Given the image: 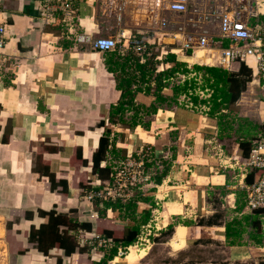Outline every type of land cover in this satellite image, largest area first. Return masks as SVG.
Returning <instances> with one entry per match:
<instances>
[{
  "label": "crops",
  "instance_id": "0c3cea01",
  "mask_svg": "<svg viewBox=\"0 0 264 264\" xmlns=\"http://www.w3.org/2000/svg\"><path fill=\"white\" fill-rule=\"evenodd\" d=\"M0 5V23L6 25L8 37L0 52V264H252L264 259V246L253 244L248 233L242 244L227 240V221L252 211L247 206L237 211L234 176L219 169L206 151V140L218 132L216 118L177 106L171 101L174 88L161 90L163 103L156 93L158 73L175 65L167 59L170 53L187 68L240 69L241 61L220 63L226 39L221 24L227 8L246 9L248 0H189V9L180 14L185 18L183 30L182 26L170 29L172 20L165 14L179 13L170 12L158 0H74V34L59 18L45 22L42 0H0ZM209 9H216V14ZM219 17L220 32L210 33L208 25ZM123 33L127 44L134 35L154 44L159 66L152 60L145 78L139 65L146 62L139 57L94 46L99 37L121 39ZM77 34L86 39L79 41ZM201 37L208 40L204 47L196 52L185 48L188 38L196 43ZM201 53L204 58L196 59ZM244 62L252 70L255 67ZM131 78L133 99L126 98L125 108L114 111L123 101L118 86ZM263 82L253 79L242 95ZM236 104L242 105L241 98ZM253 113L242 106L238 115L261 124L264 116L257 122ZM106 125L110 144L102 167L114 168L145 146L154 150L156 161L149 166L152 180L133 196L137 217L145 210L152 212L157 185L164 184L165 190L160 235L153 236L144 250L112 258H108L111 249L93 245L102 235L98 229L125 232L131 217L106 209L99 198H88L90 189H100L109 181L93 172ZM233 145L232 154L242 158L238 144L233 141ZM48 171L55 174L54 183ZM87 184L90 187L83 186ZM40 210L92 223L91 231L70 232L86 249L78 247L68 254L55 244L48 253L40 250L30 240L33 227L40 229L48 222ZM100 211L106 212L105 218Z\"/></svg>",
  "mask_w": 264,
  "mask_h": 264
},
{
  "label": "built area",
  "instance_id": "2783aa9c",
  "mask_svg": "<svg viewBox=\"0 0 264 264\" xmlns=\"http://www.w3.org/2000/svg\"><path fill=\"white\" fill-rule=\"evenodd\" d=\"M165 2L167 10L172 13L183 14L189 9V0H158ZM249 7L246 9H235L233 14L222 17V33L225 38L231 40L228 48L223 49L220 57L222 65H231L234 61H254L255 67L253 74H259V79L264 80V20H260L261 0H248ZM42 17L46 23L60 19L63 25L68 28L70 34L76 32V9L74 0H42ZM1 10V5H0ZM251 14V16L248 14ZM264 14V12H263ZM251 19V22L249 21ZM167 22H163V25ZM7 27L0 23V52L5 49L8 43ZM183 30V27L181 28ZM79 41L86 39L84 34H77ZM125 34L121 39L113 37H99L94 41V46L103 51L118 50L121 55L133 54L139 57L141 62L148 60L155 61L156 50L154 44L138 35L131 37L132 41L128 44L124 41ZM208 43L206 37H201L196 43L190 38L185 42V48L196 52L197 49L204 47ZM158 63L156 67L158 68ZM166 86L164 89L175 88V86L186 85L185 91L177 97L176 104L179 107L210 115L212 108V96L214 90L205 82L204 73L194 70L192 66L188 71L176 72L174 75L164 79ZM155 85V82H152ZM225 111V110H224ZM256 146L250 156L246 159L227 154L223 142L218 137V132L206 140V151L215 160L219 169L223 171H241V179L237 181L233 188H242L246 191V206L251 210L264 207V173L254 183L247 184L245 178L251 169H264V132L259 134L255 141ZM156 161L154 150L150 146L143 147L136 155H130L118 162L114 167L111 179L100 189H90L89 199L99 198L101 201L122 199L128 201L133 198L136 192L151 182L152 174L148 163ZM163 185H157L155 206L152 209L151 220L142 226L136 242L129 246L118 247L119 256H127L132 247L137 251L144 250L153 242V236L160 235L159 216L163 206L162 194L165 192ZM93 245L109 251L115 246L112 239L103 235H97ZM109 264H113L109 261Z\"/></svg>",
  "mask_w": 264,
  "mask_h": 264
},
{
  "label": "trees",
  "instance_id": "16d2710c",
  "mask_svg": "<svg viewBox=\"0 0 264 264\" xmlns=\"http://www.w3.org/2000/svg\"><path fill=\"white\" fill-rule=\"evenodd\" d=\"M261 21L264 20V15L259 18ZM231 43L229 38H226L223 43V47H228ZM190 54L192 52L190 51ZM168 61L175 62V65L166 70L165 72L158 73L156 77L157 87L156 93L158 101L165 102V98L160 94L161 90L166 86L167 83L164 79L174 75L176 72L188 71L187 63L177 60L176 54H169L167 57ZM139 62V61H138ZM253 65V61H251ZM152 60H148L145 64L139 65L143 71V77L145 78L147 73L148 65L151 68L153 66ZM194 70L201 71L204 73L205 82L213 90L212 96V108L210 111V116L217 119L218 122V137L223 142L228 139H233L240 148L242 158L246 159L250 156L252 150L256 146L255 141L258 139L259 134L264 132V123H254L247 117H241L238 113H235L232 106L235 105L242 96V93L246 91L247 85L253 80V70L244 61H241V67L238 71H233L218 66H207V65H195ZM134 79H127L125 84H120L118 88L122 90V102H120L114 111H119L125 108V104L131 102L133 99V93L130 86L132 85ZM264 81V80H263ZM188 87L186 85L175 86L174 97L171 101L177 100L180 93L185 91ZM129 104V103H128ZM225 110V111H224ZM227 110V111H226ZM113 116V114H112ZM110 117V122H114ZM105 125V123H103ZM110 133L111 130L107 127L104 135L100 139V145L93 158V172L98 174L100 179H111V174L114 168L111 165L105 167L101 166L102 160L106 157L107 150L110 144ZM225 145V144H224ZM152 163H148L150 166ZM166 171H164V174ZM264 173V169L254 168L251 169L246 178L245 182L247 184L254 183L259 177ZM48 176L51 181L55 182V174L48 171ZM157 182H161L162 178L159 176ZM67 182L65 183V190L67 189ZM84 187H90L88 184L83 185ZM236 204L237 211L242 212L246 206V191L242 188H237L236 191ZM98 202V201H97ZM106 209L112 208L121 212L122 216H130L131 221L128 224L125 232L101 229L98 231L109 239L115 242V246L111 249L108 258H112L118 253L117 246H129L136 242L142 224L147 223L151 218V210H145L140 218L137 217V199L131 198L128 201H123L122 199L104 201ZM40 215L47 217L48 222L43 225L40 229L33 227L30 235V240L36 243L37 247L45 253L49 252L51 246L59 244L61 247L65 248L66 252L70 254L74 252L79 246L77 238L71 231L86 230L91 231L93 226L90 222H81L78 218L69 216L68 214L57 213L55 210L43 211L40 210ZM32 216V214H30ZM220 216V215H219ZM100 217L105 218L106 212L100 211ZM214 221L210 219L208 222ZM217 222V219L215 220ZM218 224V223H215ZM65 226L66 229L62 230L61 227ZM171 230L168 231L170 234ZM248 233L249 240L257 245L264 246V207H259L252 211L251 214L242 213L241 217H235L226 223V237L230 244L237 243L239 241L242 244L244 234ZM86 248H80L84 250ZM240 264V263H239ZM252 264H264V261Z\"/></svg>",
  "mask_w": 264,
  "mask_h": 264
},
{
  "label": "rangeland",
  "instance_id": "374dc122",
  "mask_svg": "<svg viewBox=\"0 0 264 264\" xmlns=\"http://www.w3.org/2000/svg\"><path fill=\"white\" fill-rule=\"evenodd\" d=\"M261 4L262 6H260V11L258 10V16H262L264 15V0H261ZM234 7H229L226 9V12H229L228 14L231 16L233 14L234 11ZM209 12L211 14H216V9H209ZM165 16L167 17V19L172 20V23L170 24V29L174 30L176 29L177 26H182L183 28H185V18L184 15H178V14H165ZM220 17L217 19L215 18L213 22H211L208 25V30L210 33H219L220 32ZM166 43H174V40H167L165 41ZM204 54V53H201ZM259 79V74H256V76H254L253 74V79ZM263 85H258L257 83L254 84V89L252 90L251 93H245L244 95L241 96V100H242V105H233L232 109L235 113H240L241 112V107L243 106L244 109H246L247 111H249V109L251 110V112H254V117H256V121L259 122L262 118L261 116H264V82L262 83ZM248 90V85H247V89ZM246 92V91H244ZM248 92V91H247ZM243 94V93H242ZM240 100V99H239ZM217 120V119H216ZM264 123V121L262 122ZM233 141L234 140H226L224 142V147L226 148L227 154L231 155L234 145H233ZM210 153H208L209 155ZM151 172V169H150ZM152 172L154 173L155 170ZM231 175H232V181L234 183V185L237 183V181H239L241 179V171L237 168L236 170H231ZM153 175V174H152ZM236 189V188H234ZM231 195V194H230ZM212 248H208V250H211ZM259 260V259H258ZM260 261H264V259L259 260L258 263Z\"/></svg>",
  "mask_w": 264,
  "mask_h": 264
},
{
  "label": "bare ground",
  "instance_id": "6f19581e",
  "mask_svg": "<svg viewBox=\"0 0 264 264\" xmlns=\"http://www.w3.org/2000/svg\"><path fill=\"white\" fill-rule=\"evenodd\" d=\"M196 59L197 58H204V55L203 54H198L196 57H195ZM194 58V59H195ZM253 65H254V62H253ZM255 66V65H254ZM136 252V249L134 248V247H132V250H131V252L128 254V255H130V254H134Z\"/></svg>",
  "mask_w": 264,
  "mask_h": 264
}]
</instances>
